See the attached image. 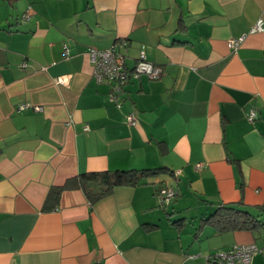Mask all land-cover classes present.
<instances>
[{
	"label": "crops",
	"instance_id": "crops-1",
	"mask_svg": "<svg viewBox=\"0 0 264 264\" xmlns=\"http://www.w3.org/2000/svg\"><path fill=\"white\" fill-rule=\"evenodd\" d=\"M122 39L128 69L144 52L162 71L129 77L117 107L88 51ZM146 168L161 171L94 204L64 189L44 208L78 173ZM239 201L264 205V0H0V264H207L264 245V227L194 235Z\"/></svg>",
	"mask_w": 264,
	"mask_h": 264
},
{
	"label": "trees",
	"instance_id": "trees-1",
	"mask_svg": "<svg viewBox=\"0 0 264 264\" xmlns=\"http://www.w3.org/2000/svg\"><path fill=\"white\" fill-rule=\"evenodd\" d=\"M160 171L159 168H146L81 172L67 178L62 185L51 186L44 201V208L52 210L58 204L59 195L64 189H81L88 198L90 204H94L101 197L111 193L115 187L120 185L135 186L144 183L149 176L158 174ZM250 207L258 213L264 212L263 204ZM250 207L241 201L221 203L210 214L199 217L198 227L194 235L197 234V231L207 225L213 227L218 232L234 230L251 231L263 228L264 223L259 219L257 214L254 215L249 211L248 208ZM239 244L250 243H235L229 247ZM254 244L258 249L251 257V264L254 255L258 253L264 254V245L259 246L256 243ZM225 249L217 250L206 256V262H209V257L213 256L218 251Z\"/></svg>",
	"mask_w": 264,
	"mask_h": 264
},
{
	"label": "built area",
	"instance_id": "built-area-1",
	"mask_svg": "<svg viewBox=\"0 0 264 264\" xmlns=\"http://www.w3.org/2000/svg\"><path fill=\"white\" fill-rule=\"evenodd\" d=\"M260 29L261 26L257 25L252 27L250 31L253 32ZM243 38L244 36L229 38L227 44L230 48L236 49L243 41ZM126 47L127 41L122 39L109 47L102 49L90 48L88 51L89 60L93 64L92 74L94 80L98 83H111L108 100L117 107H120L123 102L124 93L122 92V86L128 81L129 77H137L140 73H145L149 78L156 79L162 71L160 66L145 58L144 52H140L134 67L128 69L124 62V51L122 52V49ZM56 80L57 82L63 81L62 77H58ZM25 104H20L18 108H24ZM35 108L39 107L35 106ZM256 115V110L253 107H249L246 110V118L249 121H253ZM126 122L129 125L136 124L137 118L135 114L132 112L128 113ZM199 166L200 164L197 165V167ZM176 195L177 190L175 188L169 186L161 187L157 192L158 203L169 205ZM257 249L254 243L234 245L209 257L207 264H251V257Z\"/></svg>",
	"mask_w": 264,
	"mask_h": 264
},
{
	"label": "rangeland",
	"instance_id": "rangeland-1",
	"mask_svg": "<svg viewBox=\"0 0 264 264\" xmlns=\"http://www.w3.org/2000/svg\"><path fill=\"white\" fill-rule=\"evenodd\" d=\"M256 213V212H255ZM255 213H254V215H255ZM264 212H262V214H263ZM259 218H260V220L264 223V215H262V216H259Z\"/></svg>",
	"mask_w": 264,
	"mask_h": 264
}]
</instances>
